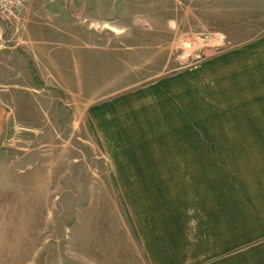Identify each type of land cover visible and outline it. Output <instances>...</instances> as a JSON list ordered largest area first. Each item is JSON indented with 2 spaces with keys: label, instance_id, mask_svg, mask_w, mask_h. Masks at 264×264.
<instances>
[{
  "label": "rangeland",
  "instance_id": "rangeland-1",
  "mask_svg": "<svg viewBox=\"0 0 264 264\" xmlns=\"http://www.w3.org/2000/svg\"><path fill=\"white\" fill-rule=\"evenodd\" d=\"M263 36L264 0H27L0 43V264H148L91 108Z\"/></svg>",
  "mask_w": 264,
  "mask_h": 264
},
{
  "label": "crops",
  "instance_id": "crops-1",
  "mask_svg": "<svg viewBox=\"0 0 264 264\" xmlns=\"http://www.w3.org/2000/svg\"><path fill=\"white\" fill-rule=\"evenodd\" d=\"M90 115L148 264H264V36Z\"/></svg>",
  "mask_w": 264,
  "mask_h": 264
},
{
  "label": "built area",
  "instance_id": "built-area-1",
  "mask_svg": "<svg viewBox=\"0 0 264 264\" xmlns=\"http://www.w3.org/2000/svg\"><path fill=\"white\" fill-rule=\"evenodd\" d=\"M27 0H0V43L5 42L12 20L23 10Z\"/></svg>",
  "mask_w": 264,
  "mask_h": 264
},
{
  "label": "trees",
  "instance_id": "trees-1",
  "mask_svg": "<svg viewBox=\"0 0 264 264\" xmlns=\"http://www.w3.org/2000/svg\"><path fill=\"white\" fill-rule=\"evenodd\" d=\"M30 64L32 65V63L30 62ZM35 80L38 81L39 85H42V81L38 78V76L35 74Z\"/></svg>",
  "mask_w": 264,
  "mask_h": 264
}]
</instances>
